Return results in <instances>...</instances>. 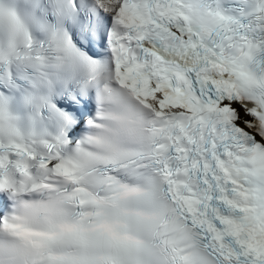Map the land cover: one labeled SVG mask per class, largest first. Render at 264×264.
Listing matches in <instances>:
<instances>
[{"label": "snow or ice", "instance_id": "obj_1", "mask_svg": "<svg viewBox=\"0 0 264 264\" xmlns=\"http://www.w3.org/2000/svg\"><path fill=\"white\" fill-rule=\"evenodd\" d=\"M0 264H264V0H0Z\"/></svg>", "mask_w": 264, "mask_h": 264}]
</instances>
